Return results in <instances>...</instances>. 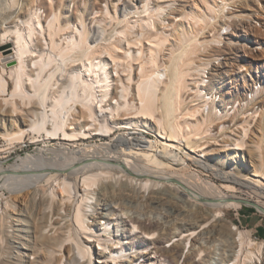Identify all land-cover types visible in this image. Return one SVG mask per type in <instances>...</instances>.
Returning a JSON list of instances; mask_svg holds the SVG:
<instances>
[{
  "label": "bare ground",
  "instance_id": "obj_1",
  "mask_svg": "<svg viewBox=\"0 0 264 264\" xmlns=\"http://www.w3.org/2000/svg\"><path fill=\"white\" fill-rule=\"evenodd\" d=\"M103 1L105 28L93 7L87 26L76 0L65 15L56 0H0V114L16 128L2 135L10 144L27 134L59 139L50 153L11 165L23 170L17 176L1 179L9 189L26 190L21 204H12L18 224L10 243L31 237L21 217L37 203L48 209L43 227L50 241L69 245L63 264H264V240L209 210L250 203L232 193L231 183L264 196V86L248 90L250 97L236 84L233 90L247 68L233 65L231 49L245 46L230 37L220 46L218 35L207 34L229 27L225 6L241 0H117L112 10ZM244 15L233 16L245 27ZM230 109L239 113L229 115ZM123 128L157 131L162 151L131 136L66 151L70 143ZM174 150L230 184L222 190L195 178ZM213 150L239 160L212 163ZM7 206L0 201V214ZM193 216L198 224L184 226ZM12 247L22 264L30 263L23 257L34 244Z\"/></svg>",
  "mask_w": 264,
  "mask_h": 264
},
{
  "label": "rangeland",
  "instance_id": "obj_2",
  "mask_svg": "<svg viewBox=\"0 0 264 264\" xmlns=\"http://www.w3.org/2000/svg\"><path fill=\"white\" fill-rule=\"evenodd\" d=\"M78 1L79 6L81 7L80 10H82L85 18L86 25L91 24V18L94 15V12L92 11V7L94 10L102 11L100 14V17L102 21L101 26L109 27V20H106V16H103V11L105 10V3L103 0H76ZM189 0H178L177 3L184 4ZM74 0H56V7L59 9L61 15L65 14H72L73 13V4ZM21 2H19L20 5ZM94 3V5H93ZM117 3V0H108L107 7L109 10H112L113 4ZM226 12L225 16H231L232 21L229 23L231 24L227 28H219L220 30L215 31L208 30L207 34L209 36H215L218 35V39H220L219 45L222 46V44L227 41L226 37H230L231 40L235 41L234 43L238 44H244L245 47L238 48V47H232V52L237 61H233V65L236 66V63H242L245 65L244 70V79H239L237 81H234L232 84L233 90L235 89V84L237 87V92L241 94V96L246 97L249 93L248 90H250L252 87L251 83L254 80L257 79H264V0H241L237 1L236 3H231L229 1V4L225 6ZM91 9V10H90ZM105 12V11H104ZM239 14H245L243 17L245 21V27L241 26L239 21L235 19V16L233 15H239ZM99 17V19H100ZM100 21V22H101ZM104 21V23H103ZM238 23H237V22ZM255 21V22H254ZM236 22V23H234ZM259 23V25H258ZM219 32V33H218ZM247 40V43H244V40ZM12 55V54H11ZM236 62V63H235ZM208 67L205 68L204 74L207 75L208 73ZM227 78V76H225ZM204 80H207L204 79ZM10 88L12 86L10 80ZM231 82L227 85L230 86ZM253 84V83H252ZM191 96L192 93H186V95ZM219 95L217 94V97ZM248 99V98H247ZM251 101V100H249ZM252 104H255V110L256 102L253 100L251 101ZM242 103V101H241ZM229 104V103H228ZM227 104V105H228ZM259 106H264V100L259 103ZM228 107V106H227ZM206 111V110H205ZM206 113V112H205ZM239 113L237 110L232 112V109L229 110V115H234ZM245 112L243 111L242 114ZM2 118L5 119V123H2ZM254 121V120H253ZM15 121L12 119V117L6 115L0 114V182L1 179H5L6 181L8 178H12L17 176L19 173H21L23 170L19 167L11 166L15 163H20L23 161H29L33 160L34 156H36L38 153L47 152L50 153L51 148H56V142L59 141V139H52V140H42V137H35L32 138V134H27L25 136L24 142L20 143H12L10 144L8 140L2 135L6 130H10L11 128L14 129ZM9 127V128H8ZM157 131H149V130H143L141 128H132V129H116L111 135H105L99 137L98 135H93L92 137L84 138L79 141H76L75 143H70L67 152H73V151H80L87 145H100L102 143H116L117 141H120L122 139L127 140L126 136H131L138 143L141 145H144L146 147H154L155 152H161L163 147L156 143L157 141ZM256 134L259 135L256 131ZM37 139V140H36ZM256 140V139H255ZM48 141V142H47ZM127 143L130 145V141H127ZM261 147H264V139L261 143ZM133 148H136L133 146ZM264 149V148H263ZM49 150V151H48ZM153 151V150H152ZM174 153H176L177 157L179 158V164L181 163H189L190 168L188 169L189 174H194L193 176L201 181H208L210 180L212 183H214L218 188H221L224 190L223 186L224 184H230V182L223 181L221 178H217L215 174L210 172L209 169L204 168L202 166H198V164H191L189 160L182 155L178 150H174ZM237 159L239 160V157H231L230 154H226L225 152L215 151L213 150L212 153L208 154V159L210 162L214 163L216 159ZM232 162V161H231ZM246 161H243L245 163ZM247 163V162H246ZM216 164V163H215ZM216 166V165H215ZM247 166L249 169H251V165L247 163ZM207 169V170H206ZM243 171V170H242ZM246 172V170H245ZM252 173V170L250 171ZM197 176V177H196ZM4 183V182H3ZM0 185V201H7L8 206L4 210L2 214H0V264H22L23 261L21 257L16 255V248H13L12 245L16 246L20 240L26 241L28 244H34L35 250H28L27 256L23 258L29 259L30 263H24V264H63L65 262V259L68 258V246L66 247L62 246V248H59L55 242L52 243L50 241V236L46 232L45 228L43 227L47 223L48 219V209L46 208V204L37 206V203L35 205H32L30 208H28V215L23 216L21 218H24L28 221V224L31 227L32 233H34L32 237H20L11 239V241H15L12 244L10 243L9 237L12 236L13 231V225L18 224V222H14L17 219V216H14L17 213V211L13 208V202H16L17 204H21V201L25 197L26 190H22L21 192L14 191L12 189L7 188L4 186V184ZM233 185V191L236 195L247 199L250 201V203H242L241 207L235 208L232 206L229 207H214L210 208V213H217L219 216L222 217L224 222L227 224H233L231 227H237L238 229H242L243 231H248L251 238L256 241L264 240V212L261 210H258L253 205L254 203H260L264 205V196L261 194H257L256 192L240 186L236 184H230ZM235 190V191H234ZM230 192V191H229ZM23 193V194H22ZM27 198V197H26ZM29 201L30 199L27 198ZM252 207L254 208V211H249L246 208ZM18 208V207H16ZM165 209L161 213L164 214ZM198 213H195V216ZM24 215V214H23ZM193 217L188 218L186 217L183 221L184 226H188L189 223H196L197 220L193 219ZM199 219V217H198ZM20 221V220H19ZM194 221V222H193ZM25 221H23V225ZM198 224V222L196 223ZM213 224V223H212ZM235 225V226H234ZM27 226V225H25ZM43 227V228H42ZM19 234H23V231H19ZM62 234V233H61ZM59 234L61 237L62 235ZM206 235L201 236V244L205 242L207 244L208 240V233H205ZM211 233H209L210 235ZM34 236L35 242L33 241ZM206 238H205V237ZM13 237V236H12ZM204 238V239H202ZM224 239V238H222ZM221 237L219 239H216L213 243L216 246V254H215V260L218 259L220 252H221V243L222 240ZM220 240V241H219ZM219 248V249H218ZM91 250L94 254V248L91 247ZM186 250V248L184 249ZM185 252V251H184ZM61 253L63 254V257L60 258ZM86 258V257H85Z\"/></svg>",
  "mask_w": 264,
  "mask_h": 264
},
{
  "label": "built area",
  "instance_id": "obj_3",
  "mask_svg": "<svg viewBox=\"0 0 264 264\" xmlns=\"http://www.w3.org/2000/svg\"><path fill=\"white\" fill-rule=\"evenodd\" d=\"M258 25H259V23H258ZM252 83H251L252 87H250L251 89H253V88L254 89H260L261 87L264 86V79H257V80H254ZM248 97H250V93L248 94Z\"/></svg>",
  "mask_w": 264,
  "mask_h": 264
},
{
  "label": "trees",
  "instance_id": "obj_4",
  "mask_svg": "<svg viewBox=\"0 0 264 264\" xmlns=\"http://www.w3.org/2000/svg\"><path fill=\"white\" fill-rule=\"evenodd\" d=\"M246 209L249 211H254V208H252V207H247Z\"/></svg>",
  "mask_w": 264,
  "mask_h": 264
},
{
  "label": "water",
  "instance_id": "obj_5",
  "mask_svg": "<svg viewBox=\"0 0 264 264\" xmlns=\"http://www.w3.org/2000/svg\"><path fill=\"white\" fill-rule=\"evenodd\" d=\"M251 205H253L255 208H258L255 204H251Z\"/></svg>",
  "mask_w": 264,
  "mask_h": 264
}]
</instances>
